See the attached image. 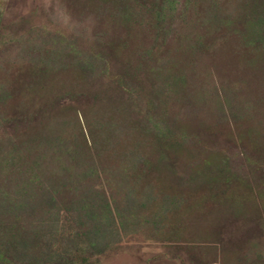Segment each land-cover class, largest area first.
<instances>
[{
	"label": "rangeland",
	"instance_id": "374dc122",
	"mask_svg": "<svg viewBox=\"0 0 264 264\" xmlns=\"http://www.w3.org/2000/svg\"><path fill=\"white\" fill-rule=\"evenodd\" d=\"M0 264H264V0H0Z\"/></svg>",
	"mask_w": 264,
	"mask_h": 264
},
{
	"label": "trees",
	"instance_id": "16d2710c",
	"mask_svg": "<svg viewBox=\"0 0 264 264\" xmlns=\"http://www.w3.org/2000/svg\"><path fill=\"white\" fill-rule=\"evenodd\" d=\"M18 202H19V201H15V204L17 205ZM16 208H17V207H16ZM15 210H16V209H15ZM20 211H21V209L18 208V211L16 212V216H17V217H18V216L20 217V216L24 215V213H23V212H20ZM9 212H12V213H10V215L13 214V210H11V211L8 210L6 213H9ZM14 217H15V215H14ZM19 217H18V218H19Z\"/></svg>",
	"mask_w": 264,
	"mask_h": 264
}]
</instances>
